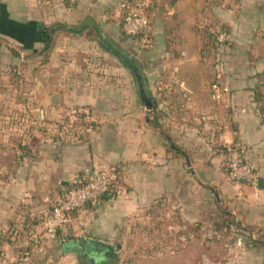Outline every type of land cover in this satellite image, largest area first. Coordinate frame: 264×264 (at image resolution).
I'll return each mask as SVG.
<instances>
[{
	"label": "crops",
	"instance_id": "0c3cea01",
	"mask_svg": "<svg viewBox=\"0 0 264 264\" xmlns=\"http://www.w3.org/2000/svg\"><path fill=\"white\" fill-rule=\"evenodd\" d=\"M35 8L0 0V264L22 255L28 231L87 169L119 168L121 190L76 213L58 233L62 246L97 239L130 264H188L201 260L207 215L221 210L264 228L256 100H264V0H158L148 82L171 90L177 80L186 93L151 95L143 83L151 110L137 75L138 96L123 94V67L110 51L123 57L106 43L107 27L119 38L106 17L84 13L75 23L70 15L56 30ZM220 31L229 38L221 48L209 39ZM77 113L86 123L73 131ZM236 143L248 148L255 184L228 178L227 148ZM54 242L44 241L32 263L73 264L74 253H57Z\"/></svg>",
	"mask_w": 264,
	"mask_h": 264
},
{
	"label": "rangeland",
	"instance_id": "374dc122",
	"mask_svg": "<svg viewBox=\"0 0 264 264\" xmlns=\"http://www.w3.org/2000/svg\"><path fill=\"white\" fill-rule=\"evenodd\" d=\"M32 2L36 5L35 9H38V12L46 19L45 22L49 26H53L56 30H64L69 26L67 24V18L70 15H74L76 23L78 18H82L84 13L93 12L106 17L107 26L116 27L117 32L115 36L119 38L118 41L109 33V28L107 27L106 43L113 50L117 49L123 57L122 59L110 51L111 57L117 62H121L123 67L122 90L124 96H138L139 91L137 79L134 77L136 74L126 64L124 58L137 60L140 67V75L142 74L144 76L141 75L143 83H145V87L151 95L154 93L156 96H168V94H170L169 96H184L186 93L184 84H181L179 81L177 82V80L174 83L176 89L172 88L171 90L163 85L154 88L148 82L147 65L157 55L155 54L153 58L150 56L152 47L156 45L153 32V16L158 0H154V7L148 10V14L152 19V31L133 38L126 37L122 29L125 15V7L123 8L122 5H127L125 4L126 0H32ZM89 3L91 5H88ZM34 12L37 13V11ZM214 38V34L209 36L210 40ZM32 58V55L24 54L23 59ZM157 60L162 61V56H159ZM219 213L218 216L214 214L204 217V224L201 229L203 244L196 248L197 251L201 249V260L189 261L188 264H264V228H251L245 225L240 218L237 220L233 215L221 210H219ZM25 236L28 237V233ZM59 240L60 238L57 237L54 242L57 253H62L63 255L66 252L70 253L73 242L66 240L67 243L62 246ZM144 247L148 248L147 246ZM191 250L194 251V248ZM248 253L255 256V258H251L250 262L244 260ZM48 258L47 256L40 260L37 257V261L34 259L32 264H52ZM259 258H263V261H260ZM18 259H15L12 263L17 264ZM74 260L77 261L76 256ZM75 261L73 264H79L78 261ZM85 262L83 261L81 264H91L88 261ZM110 264H130V261H127V257H122L117 259V262L112 261Z\"/></svg>",
	"mask_w": 264,
	"mask_h": 264
},
{
	"label": "built area",
	"instance_id": "2783aa9c",
	"mask_svg": "<svg viewBox=\"0 0 264 264\" xmlns=\"http://www.w3.org/2000/svg\"><path fill=\"white\" fill-rule=\"evenodd\" d=\"M154 0H133L125 6L122 23L123 33L133 38L145 34L150 29L151 19L148 10L154 7ZM264 34V29L262 30ZM216 40L224 43L227 36L216 32ZM73 131L76 127L72 126ZM227 175L235 183L255 184L257 175L247 162L248 148L236 143L227 148ZM121 171L111 168L106 172L85 170L77 179L63 189L55 205L29 230L27 247L19 257L17 264H32L33 254L40 249L44 241L55 240L58 233L69 228L75 221V214L89 204L101 200H113L121 190Z\"/></svg>",
	"mask_w": 264,
	"mask_h": 264
},
{
	"label": "water",
	"instance_id": "95a60500",
	"mask_svg": "<svg viewBox=\"0 0 264 264\" xmlns=\"http://www.w3.org/2000/svg\"><path fill=\"white\" fill-rule=\"evenodd\" d=\"M133 73L137 75L146 108L151 110L153 105L145 94L143 80L137 67H134ZM263 184L264 180H260L258 183L260 189L264 188ZM70 252L75 254L79 264L84 260L92 264H110L112 261L117 262L118 259V250L115 247L97 239L80 238L73 243Z\"/></svg>",
	"mask_w": 264,
	"mask_h": 264
},
{
	"label": "trees",
	"instance_id": "16d2710c",
	"mask_svg": "<svg viewBox=\"0 0 264 264\" xmlns=\"http://www.w3.org/2000/svg\"><path fill=\"white\" fill-rule=\"evenodd\" d=\"M133 0H126L125 4L127 3H131ZM151 19V18H150ZM151 26H152V19H151V23H150V29L145 33H149L151 31ZM225 33V32H224ZM226 34V33H225ZM141 35V34H140ZM216 35V34H215ZM227 36V40L224 42V43H219L217 40H216V37H215V45L216 46H219L221 48V46H225L227 45V42L229 40L228 38V35L226 34ZM136 37V36H135ZM257 102L259 103V109H260V112H261V115L264 117V100H263V96H259L258 98H256ZM84 119H86V115L84 113H77L76 115V121L74 122L73 126H75L77 128V125L82 127L85 125V121ZM221 213V212H220ZM220 213H217V216L220 214ZM224 213V212H223ZM226 214V213H225ZM76 217V216H75Z\"/></svg>",
	"mask_w": 264,
	"mask_h": 264
}]
</instances>
